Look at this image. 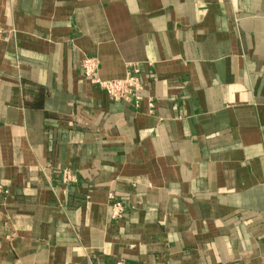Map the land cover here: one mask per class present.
<instances>
[{"label":"crops","instance_id":"0c3cea01","mask_svg":"<svg viewBox=\"0 0 264 264\" xmlns=\"http://www.w3.org/2000/svg\"><path fill=\"white\" fill-rule=\"evenodd\" d=\"M0 185V264H264V0H0Z\"/></svg>","mask_w":264,"mask_h":264},{"label":"built area","instance_id":"2783aa9c","mask_svg":"<svg viewBox=\"0 0 264 264\" xmlns=\"http://www.w3.org/2000/svg\"><path fill=\"white\" fill-rule=\"evenodd\" d=\"M99 61L94 58H86L83 61L82 69L84 75L102 91L107 93L114 101L134 102L138 104L142 101V96L139 92L142 89L141 81L139 78L140 68L137 64H132L129 67V72L125 79L121 80H103L99 76ZM77 176L70 169H64L62 172V181L64 184L74 183ZM0 185V195L7 194ZM111 200L110 216L113 221H120L124 218L126 213V206L120 200L115 198L111 193L109 195ZM116 264H128L125 259H119Z\"/></svg>","mask_w":264,"mask_h":264}]
</instances>
